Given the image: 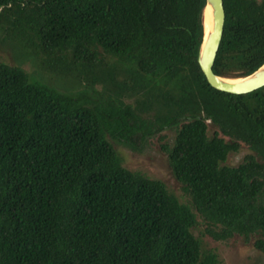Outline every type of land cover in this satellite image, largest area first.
<instances>
[{"label":"trees","instance_id":"obj_1","mask_svg":"<svg viewBox=\"0 0 264 264\" xmlns=\"http://www.w3.org/2000/svg\"><path fill=\"white\" fill-rule=\"evenodd\" d=\"M222 1L212 71L241 78L264 63V0ZM204 6L0 0L2 40L20 55L0 61V264H215L192 233L197 216L214 240L255 238L264 254V86L207 83ZM164 130L187 203L116 150Z\"/></svg>","mask_w":264,"mask_h":264},{"label":"rangeland","instance_id":"obj_2","mask_svg":"<svg viewBox=\"0 0 264 264\" xmlns=\"http://www.w3.org/2000/svg\"><path fill=\"white\" fill-rule=\"evenodd\" d=\"M4 35L6 34L0 32V61L9 65L18 64L16 62L20 55L13 50L9 43L2 40ZM19 63L27 72H35L31 60ZM164 134L166 138L159 139ZM173 135V131L164 130L147 138L139 150H132L122 145H117L116 150L122 159L123 167L149 179L163 182L168 192L180 203H187L188 198L173 178L166 157L160 149L163 142L171 143ZM243 153L244 151L239 155L232 156L230 163L237 162ZM207 228L209 227L206 222L197 216V224L192 228V233L200 242L202 258L213 256L215 264H264V254H261L253 246L255 238L246 243L242 237L234 235L227 240L216 241L208 235Z\"/></svg>","mask_w":264,"mask_h":264},{"label":"water","instance_id":"obj_3","mask_svg":"<svg viewBox=\"0 0 264 264\" xmlns=\"http://www.w3.org/2000/svg\"><path fill=\"white\" fill-rule=\"evenodd\" d=\"M210 15L206 24L205 12ZM225 14L222 0H205L202 14V39L197 53V63L207 83L214 89L242 95L264 86V63L251 74L241 78H225L213 73L212 67L222 38ZM238 80V81H236ZM236 81V82H234Z\"/></svg>","mask_w":264,"mask_h":264},{"label":"bare ground","instance_id":"obj_4","mask_svg":"<svg viewBox=\"0 0 264 264\" xmlns=\"http://www.w3.org/2000/svg\"><path fill=\"white\" fill-rule=\"evenodd\" d=\"M205 20H206V24L208 25L209 24V22H210V15H209V12L208 11H206L205 12ZM236 81H238V80H236ZM236 81H234V82H236Z\"/></svg>","mask_w":264,"mask_h":264}]
</instances>
